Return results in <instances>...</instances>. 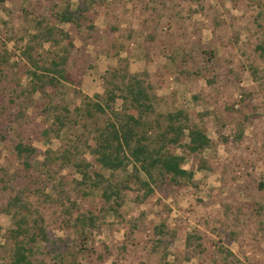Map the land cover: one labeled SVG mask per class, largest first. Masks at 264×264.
<instances>
[{"label":"rangeland","instance_id":"rangeland-1","mask_svg":"<svg viewBox=\"0 0 264 264\" xmlns=\"http://www.w3.org/2000/svg\"><path fill=\"white\" fill-rule=\"evenodd\" d=\"M67 1L72 10L79 4L0 0V54L10 56L9 63L0 66L6 76L0 75V133L17 125L0 143V166L12 185L0 190V264L10 262L13 253L7 239L13 219L6 210L15 192L41 213L50 238L38 245L35 264H161L163 253L153 251L152 230L162 224L171 241L168 262L264 264V56L258 49L264 44V0H104L89 14L84 29L57 22L54 15ZM39 23L68 31L75 45L68 65L74 85L61 88L53 101L41 93L30 100L18 96L30 81L21 51ZM43 47L45 52L52 49L49 44ZM126 66L132 74H149L159 112L185 110L214 146L201 155L185 156L183 168L194 173V185L164 186L144 202L139 200L142 192L128 191L119 212L105 213L100 193L79 190L82 177L75 169L55 165L59 173L50 181L40 172L27 174L14 146L22 141L41 153L57 152L79 135L93 143L82 124L46 138L43 132L50 124L42 110L48 103L62 104L75 119L83 96L104 95L101 77ZM252 66L259 69L258 79ZM120 107L119 101L116 109ZM19 112L23 115L18 121ZM247 119L244 138L235 142L239 123ZM87 120L92 129L95 119ZM82 159L96 165L88 152ZM123 177L119 174L118 179ZM67 198L76 204L74 210ZM61 199L74 220L59 204ZM90 211L98 227L86 232L85 241L70 225ZM190 233L202 237L203 252L187 250ZM188 255L190 260L185 259Z\"/></svg>","mask_w":264,"mask_h":264},{"label":"trees","instance_id":"trees-1","mask_svg":"<svg viewBox=\"0 0 264 264\" xmlns=\"http://www.w3.org/2000/svg\"><path fill=\"white\" fill-rule=\"evenodd\" d=\"M103 3L104 0H79L77 8L72 10L67 1L54 16L59 24H70L84 29L90 22L89 14ZM261 16L264 17L263 12ZM39 26L34 29L33 37L21 51V57L28 65L26 73L30 81L28 88L21 91L18 96L30 100V96L41 93L53 101L54 97L60 94L61 88H70L74 85L68 65L75 45L68 31L47 23L45 25L39 23ZM88 29L94 28L88 26ZM44 44H49L52 49L45 52ZM258 49L264 56V44L259 45ZM9 59L10 56L6 52L5 55L0 54V66L7 65ZM121 60L128 64L127 59ZM127 66L117 68L101 77L105 84L104 95H95L94 98L83 96L82 104L75 109V119L72 118L69 108L62 107V104L48 103L42 110L50 124L43 132L46 138L50 139L54 134L60 136L59 133L68 125L82 124L89 135L93 136L91 139L93 143L88 139L83 140L85 135H79L74 137L75 140L68 148L57 152L49 150L41 153L37 148L22 141L14 146V155L27 174L32 170L36 174L40 172L47 175V180L50 181L55 180L56 174L59 173L54 170L55 165L75 169L82 177V181L78 183L79 190L100 193L105 213L119 212L128 191L139 194L142 192L139 200L144 202L164 186L183 188L188 184L194 185V173L183 168L185 156L201 155L214 146L206 130L195 124L185 110L159 112L157 107L159 100L154 94L149 74L147 72L132 74ZM251 70L257 78L259 69L252 66ZM2 74L3 71H0V75L6 77ZM119 101L121 107L116 109ZM22 115L23 113L19 112L15 120L19 121ZM87 119H95L92 129L84 123L88 121ZM247 122L248 119L239 123L234 137L235 142H240L244 138ZM15 125L16 123L13 128L8 127L5 133H0V143L5 142L13 132H16ZM186 137L188 142H185ZM222 140L227 142L228 139L222 136ZM79 143L85 146L86 151L80 152L82 144ZM178 149L183 151L182 155L176 154L175 150ZM85 152L94 157L95 166L82 159ZM39 156L43 159L40 160ZM119 174L124 175L120 180ZM8 179L10 180L9 174L0 166V190L8 191L12 186L11 182H6ZM59 183L63 185L62 180ZM2 184H5V187H1ZM260 188L264 189V184ZM13 195L6 210L13 219L7 230V239L12 244L13 253L10 262L3 264H35L33 257L37 253L38 245L49 243L50 238L41 213L38 210L34 211L32 205L24 201L23 195H18V192ZM66 200L71 203L74 210L76 204L70 198ZM59 204L66 215L70 214V220H74L71 208L65 209V201L61 199ZM97 224V218L90 211L88 214L78 215L70 226L80 232L87 241L86 232L97 228ZM152 234L153 251L163 253L161 264H177L167 260L171 242L166 240L169 235L167 227L163 224L158 225L154 227ZM186 248L189 251L203 252L202 237L197 233L188 234ZM221 251L228 256H234L224 247ZM185 259L190 260L189 255Z\"/></svg>","mask_w":264,"mask_h":264}]
</instances>
